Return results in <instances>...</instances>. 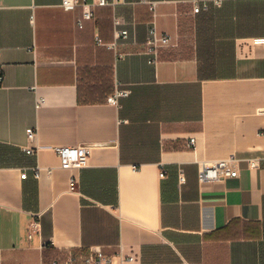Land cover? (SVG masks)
<instances>
[{
  "label": "crops",
  "instance_id": "crops-1",
  "mask_svg": "<svg viewBox=\"0 0 264 264\" xmlns=\"http://www.w3.org/2000/svg\"><path fill=\"white\" fill-rule=\"evenodd\" d=\"M62 1L0 0V264L92 246L116 264L121 248L140 264H264V160L249 165L264 157V0H123L82 26ZM153 27L173 42L157 65ZM61 145L90 146L88 165L62 167ZM230 157L239 177L200 181Z\"/></svg>",
  "mask_w": 264,
  "mask_h": 264
},
{
  "label": "built area",
  "instance_id": "built-area-1",
  "mask_svg": "<svg viewBox=\"0 0 264 264\" xmlns=\"http://www.w3.org/2000/svg\"><path fill=\"white\" fill-rule=\"evenodd\" d=\"M123 0H97L96 3H89L88 0H63L62 6L65 9H70L75 6L83 7V18L79 20V25L82 26L83 20L92 19L95 14L96 6L104 5H116ZM149 1V0H145ZM194 4V13H198L201 7H208V0H192ZM216 3H220V0H215ZM119 22V21H118ZM118 36L126 37L127 31L121 30L117 31ZM98 43L102 44V39L97 37ZM254 45L264 46V36L255 37L252 39ZM173 44L172 36L168 33L158 32L156 27H153L150 31V35L145 42L144 53L147 55L148 63L151 65H157L160 60V51L163 48L169 47ZM124 53H118L117 57H124ZM3 80V75L0 72V83ZM130 94L129 89H121L116 87L114 91L107 97V102L112 105H119L121 97L128 96ZM43 100L37 102V107H40ZM38 132L36 129H30L28 131V138L31 142H34L37 138ZM196 143V138L191 137L189 144L194 145ZM40 146L31 145L26 147V152L29 154H37L40 150ZM55 152L59 155L61 160V166L67 169L83 168L88 165V159L91 154V147L88 145H76L68 146L61 145L53 147ZM260 160H264V157L260 159H251L249 165L251 167H259ZM34 173L36 177H39V168H34ZM240 167L238 160L235 157H230L226 159H220L214 162H202L200 164L199 179L201 182L213 181V180H223L230 177H239ZM27 173L24 172L22 177L25 178ZM161 176H165V172L162 171ZM71 190H75L76 178L72 176L71 178ZM122 248L120 249L119 256L121 258L118 264H140L136 261L134 255H125L122 253ZM52 264H116L114 261V256L105 254L100 247L92 246L87 250L72 253L67 255L65 258L58 259Z\"/></svg>",
  "mask_w": 264,
  "mask_h": 264
}]
</instances>
